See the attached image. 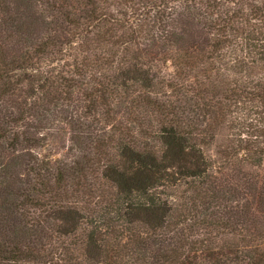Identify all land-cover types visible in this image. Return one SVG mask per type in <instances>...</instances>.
<instances>
[{"label":"trees","instance_id":"1","mask_svg":"<svg viewBox=\"0 0 264 264\" xmlns=\"http://www.w3.org/2000/svg\"><path fill=\"white\" fill-rule=\"evenodd\" d=\"M0 264H264V0H0Z\"/></svg>","mask_w":264,"mask_h":264}]
</instances>
